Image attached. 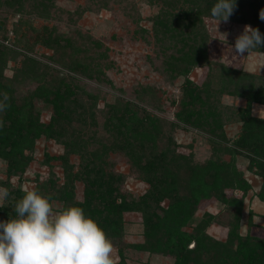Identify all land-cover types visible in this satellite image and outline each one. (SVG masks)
<instances>
[{"label": "rangeland", "instance_id": "1", "mask_svg": "<svg viewBox=\"0 0 264 264\" xmlns=\"http://www.w3.org/2000/svg\"><path fill=\"white\" fill-rule=\"evenodd\" d=\"M33 1L25 0L19 13L12 8H0V49L6 46L9 50L25 53L47 63L52 57L58 59L60 64L61 60L64 65L73 60L89 68L87 75L90 77H85L52 65L63 76L71 78V85L80 87L75 91L71 89L79 99L86 102L95 100L93 120H85L86 128H81L75 121L70 122L72 128H84L85 135H89L88 148L98 146L107 138L112 140L117 137L115 128L110 125L105 127L110 105L120 108L128 105L136 111L137 118L143 119V124L148 118L155 119L161 129L159 147L171 139V147L177 153L189 156L193 163L203 165L210 158H219L229 164L233 161L235 169L243 174V179L237 181L234 188L223 190L224 202L216 197L201 199L193 220L185 224L182 231L191 234L194 225L205 218L209 222L204 234L214 241L224 242L233 222V207L227 206V201L236 199L242 200L238 233L243 239L250 238L253 243L256 240L264 241V202L254 195L259 189L261 177L255 169L248 170L249 163L242 157V152L232 151L237 149L233 141L241 131L242 116L246 109L251 116L264 119V52L254 51L239 58L228 48L234 44L235 37L243 31V27L249 24L230 20L227 23L220 22L218 31L228 34L226 45L224 38L216 32V21L202 17L207 36V63L191 68L187 77H180L175 76L174 72L177 67L174 59L180 55L177 51L180 45L167 39L163 29L156 32L152 25L159 13L161 0H52L48 10L41 13L35 12ZM179 7L185 8L186 5ZM238 9L242 10V7L238 6ZM47 31L58 35L63 44L59 54L40 44V35ZM3 57L6 58L3 76L12 79L21 65L22 57L9 53ZM223 67L233 69L236 73L228 74ZM242 73L255 77L251 79L253 87L258 90L255 95L229 93L234 88L229 75L238 80V93L249 91V86L243 89ZM186 78L199 90L203 101L207 98L211 104L207 106L200 101H192L193 105L189 107L198 110L199 115L205 113L207 108L216 114L207 119L203 117L209 123L217 122L211 125L214 127L212 132L205 125L198 128L185 122L182 109L187 105L182 107L180 100ZM37 85L35 81L23 80L19 90L26 94ZM34 104L37 109H41L40 122L47 123L51 115L50 108L43 106L39 100H35ZM213 142L216 143L213 145ZM25 154L31 159L23 173L18 175L7 176L6 164L0 159V187L5 188L7 185L8 190L19 188V191L26 192L35 190L37 185L49 178L58 185L63 183V171L58 159L64 154L62 145L52 138L41 136L34 141L31 151H25ZM46 157H49L48 162ZM104 159V169L118 175L121 194L138 198L147 190L148 186L140 181L123 151L108 150ZM68 161L74 170L78 169V155H68ZM245 186H249V189L245 190L243 196ZM74 193L75 199L81 201V181L74 182ZM12 196L9 195L10 198ZM4 202L0 203V207ZM50 203L54 210L61 207L57 201L50 200ZM165 204L163 202L161 205ZM123 218L121 237L111 242L114 264H175L176 257L172 253L150 254L135 250L132 245L143 241L140 214L125 213ZM0 221L7 219L0 215ZM192 245L188 244V248ZM220 252L219 248L205 244L197 252L185 255L186 264H196L194 261L200 264H231V257L220 255Z\"/></svg>", "mask_w": 264, "mask_h": 264}, {"label": "trees", "instance_id": "2", "mask_svg": "<svg viewBox=\"0 0 264 264\" xmlns=\"http://www.w3.org/2000/svg\"><path fill=\"white\" fill-rule=\"evenodd\" d=\"M24 1L0 0V8H12L19 13ZM215 2L216 0H161L159 13L153 19L152 25L156 32L163 29L167 39L180 45L177 48L180 55L174 59L177 64L174 68L175 76L187 77L191 68L207 63V36L202 17L210 18V10ZM51 4L52 0L33 1L35 12L39 13L48 10ZM184 5L185 8L179 7ZM238 6L242 7V10L238 9ZM262 9L264 0H236L235 10L229 20L249 24L264 34V21L259 18ZM40 39L44 48L57 54L62 51L63 44L60 43L58 35L47 31L40 35ZM255 51L264 52V47ZM8 53L22 57L21 65L12 79L3 76L6 63L3 56ZM59 57L61 58V55ZM49 59L47 63L25 53L9 50L6 46L0 49V94H8L10 105L4 113H0V119L3 120V127L0 128V159L6 164L7 176L23 173L31 159L25 151H31L36 139L41 136L52 138L64 148V154L58 157L63 171V183L58 185L49 178L34 189L50 200L59 202L60 208L69 205L82 208L86 216L98 223L111 242L121 237L124 214L138 213L141 218L143 241L132 245L137 251L150 254L172 253L176 257L175 264H186L187 253H195L208 244L215 249L219 248L220 255L230 256L231 264H264V241L256 240L253 243L250 238L243 239L238 233L242 200L227 201V206L233 207V222L224 242L214 241L204 234V228L209 222L204 220L205 218L194 225L191 234L182 231L185 224L193 220L196 206L201 199L216 197L224 202L223 190L234 188L237 181L243 179V174L235 169L233 161L229 164L219 158H210L203 165H199L193 163L189 156L177 153L170 145L171 139L159 147L160 123L148 118L143 124V119L137 118L136 111L128 105L121 108L109 106L105 127L110 125L115 128L118 131L117 137L112 140L107 138L98 146L89 149L90 138L85 135L84 128L86 119L93 120L95 100L92 98L91 102H86L79 99L74 91L80 87L71 85V78L63 76L52 65L64 67L69 73L78 72L85 77H90L87 75L89 68L78 65L73 60L64 65L61 60L60 64L58 59ZM222 69L228 74L236 73L227 67ZM254 78L248 73H242L243 89L249 86V91L244 93L242 90V93H238L239 82L229 75L231 84H234L229 93H237L240 96L255 95L258 90L252 85L251 79ZM23 80L35 81L38 85L29 93L23 94L19 90ZM184 82L180 103L182 107L187 105L182 109L185 112V122L198 128L205 125L212 132L214 127L211 125L217 122L212 121V124L205 120L215 116L214 111L207 108L205 113L201 112L199 115L198 110L194 111L189 107L193 105L192 101H200L207 106L211 104L207 98L203 101L199 90H196L187 78ZM35 100L50 108L51 115L47 123L40 122L41 109H37ZM73 121L84 128H72L73 124L70 122ZM91 139L94 140L95 137ZM215 143L213 142V145ZM233 145L237 149L232 151L242 152V157L247 159L248 170L255 169L261 177L259 189L254 195L264 202V119L251 116L246 109L242 116L241 131L234 139ZM113 149L124 152L130 165L138 173L140 181L148 186L138 198L121 194L118 175L104 169V155ZM71 154L79 157L80 165L76 170L68 161V155ZM46 159L48 162L49 157ZM76 181L83 183L81 201L75 199ZM248 189L249 186L244 187L243 196ZM19 190H9L13 196L0 207L2 218L6 217L8 220L15 217V203L25 193ZM163 202H166L165 206L161 205ZM190 243L193 245L188 248ZM234 243L235 247L232 248ZM194 263L200 264L197 261Z\"/></svg>", "mask_w": 264, "mask_h": 264}, {"label": "clouds", "instance_id": "3", "mask_svg": "<svg viewBox=\"0 0 264 264\" xmlns=\"http://www.w3.org/2000/svg\"><path fill=\"white\" fill-rule=\"evenodd\" d=\"M236 0H216L210 18L227 23ZM264 21V9L260 11ZM264 47V34L245 25L229 46L235 57L243 58ZM247 54V55H245ZM8 94H0V113L10 105ZM3 120L0 119V128ZM9 190L0 187V203L9 198ZM15 217L0 221V264H114L113 245L103 229L84 210L76 206L53 209L50 198L36 190L26 191L14 206Z\"/></svg>", "mask_w": 264, "mask_h": 264}]
</instances>
